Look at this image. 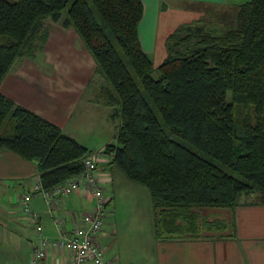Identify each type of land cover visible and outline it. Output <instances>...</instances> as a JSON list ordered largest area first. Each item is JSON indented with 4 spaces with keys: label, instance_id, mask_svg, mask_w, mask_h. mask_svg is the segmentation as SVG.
Returning a JSON list of instances; mask_svg holds the SVG:
<instances>
[{
    "label": "trees",
    "instance_id": "1",
    "mask_svg": "<svg viewBox=\"0 0 264 264\" xmlns=\"http://www.w3.org/2000/svg\"><path fill=\"white\" fill-rule=\"evenodd\" d=\"M239 8L233 25L177 28L156 67L140 39L143 0H0V89L18 59L42 52L48 20L73 29L122 105L108 166L148 189L156 238H234L241 198L264 204V0ZM0 150L38 162L45 190L82 173L90 153L1 90Z\"/></svg>",
    "mask_w": 264,
    "mask_h": 264
},
{
    "label": "crops",
    "instance_id": "2",
    "mask_svg": "<svg viewBox=\"0 0 264 264\" xmlns=\"http://www.w3.org/2000/svg\"><path fill=\"white\" fill-rule=\"evenodd\" d=\"M249 1L143 0L145 11L140 25L142 47L151 56L158 42H165L176 27L198 20V12L197 15L189 13L191 9L204 6L239 10L240 5ZM44 52V67L38 68L30 63L17 67L8 74L1 92L59 126L65 135L90 152L114 144L117 134L108 143L91 148L81 140L87 137L77 133L86 118H75L74 111L83 102L94 74H98L96 62L86 51L78 34H51ZM108 168L104 165L100 167L102 172L105 171L103 174L111 175V180L108 177L102 179L106 191L107 186L114 184V175ZM39 181L38 162L26 160L9 150H0V264L31 262L32 248L38 239L23 211V197L27 193H36ZM30 206L44 227L43 237L56 241L63 234L72 233L81 217L93 210L94 201L90 194L81 192L62 203L49 206L42 194H36ZM57 218L64 220L61 227L56 225ZM234 220L235 237L225 239L160 241L156 238L153 225L149 247L145 244L139 256H136L138 245H134V251L126 242L121 244L110 235L107 225L98 242L107 250V256L115 258L119 264H264V204L241 201L235 210ZM145 252L146 255L142 256ZM67 257L63 250L47 247L46 257L38 264H64Z\"/></svg>",
    "mask_w": 264,
    "mask_h": 264
},
{
    "label": "rangeland",
    "instance_id": "3",
    "mask_svg": "<svg viewBox=\"0 0 264 264\" xmlns=\"http://www.w3.org/2000/svg\"><path fill=\"white\" fill-rule=\"evenodd\" d=\"M231 8L232 7L223 10L202 6L197 9H191L192 11L189 13L197 15L198 12L199 19L186 24L204 21L211 24L220 23L224 25H233L237 22L240 10H234ZM180 26L176 27V29ZM46 27L49 30V36L51 34L54 36L62 34L66 36L77 35L73 29L63 28L62 22L55 23L48 20L46 22ZM166 40L163 43L159 41L155 51H153L154 53L151 54L156 67L163 63L167 55L165 49ZM77 41H79V38H77ZM45 47L46 44L42 52H39L34 58L26 57L18 59L10 73L15 71L17 67L26 65V63L35 65L38 68L44 67V65H46L43 63ZM110 91L114 93L109 82H107V80L99 73L94 74L89 84L87 94L82 99L83 102L74 111L75 118H86L78 128L77 133L87 137L81 140L88 143L91 148L101 146L100 144L108 143L115 137L119 130L121 118L118 114L122 105L120 102H116L112 99ZM110 104H112V107ZM244 115L245 113H241L239 118H245ZM67 132H70L69 129H67ZM109 164L106 165L104 163L103 165L108 167ZM108 169L114 175V184L113 186L106 187V194L112 197V203L107 209L106 225L109 228L110 235L116 237L121 244L126 242L128 246L134 249V251V245H138L136 247V256H139L140 251L144 248L143 246H146L145 244L149 247L148 243L150 235H152L154 231V213L150 193L144 186L130 181L117 167L111 166ZM258 200V194L241 198V201L244 202H256ZM224 217V215H221L220 218L224 219ZM214 218L217 217L214 216ZM112 232H114L113 235L111 234ZM143 255H146V252L143 253L142 256Z\"/></svg>",
    "mask_w": 264,
    "mask_h": 264
},
{
    "label": "built area",
    "instance_id": "4",
    "mask_svg": "<svg viewBox=\"0 0 264 264\" xmlns=\"http://www.w3.org/2000/svg\"><path fill=\"white\" fill-rule=\"evenodd\" d=\"M112 157L105 149L88 153L83 160L82 173L66 179L51 190H45L41 180L36 193H27L23 197V211L34 228L38 241L33 245L30 264H38L46 257V248L53 247L63 250L68 256L64 264H119L115 258L107 256V250L98 242L107 221V209L112 197L106 194L102 179L111 175L103 174L100 167L109 164ZM109 180V181H110ZM88 193L94 201V208L79 220L72 233L63 234L56 241L43 237V225L36 213L31 209L30 202L36 194H42L49 206L62 203L76 193ZM56 225L64 224L63 218L56 219Z\"/></svg>",
    "mask_w": 264,
    "mask_h": 264
}]
</instances>
